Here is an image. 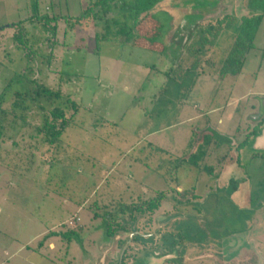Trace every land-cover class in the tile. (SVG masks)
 <instances>
[{"label": "rangeland", "instance_id": "374dc122", "mask_svg": "<svg viewBox=\"0 0 264 264\" xmlns=\"http://www.w3.org/2000/svg\"><path fill=\"white\" fill-rule=\"evenodd\" d=\"M94 1L0 0V94L13 75L21 74L59 89L79 106L53 147L36 132L45 114L37 104L26 103L25 120L8 112L0 123V264H117L132 227L152 230L148 222L154 212L133 213L132 222L126 204L153 198L160 190L166 199L156 216H197L192 193L203 195L202 187L212 183L210 172L219 175L215 186L227 202L223 215L232 217L222 222L220 232L243 229L255 213L261 223L255 228L264 230V206L258 203L264 204V156L253 150L251 135L252 117L264 115V22L237 68L227 66L234 46L232 27L240 19L236 0H223L221 13L203 21L204 27H223L218 39L207 33L196 41V33L186 50L170 41L167 19L176 13L169 12L165 0L157 11L165 22L162 53V45L149 48L138 40L130 46L113 34L102 38L104 30L92 19L76 21ZM36 14L48 17V25L24 23L26 43L21 45L14 37L20 32L11 25ZM224 15L230 16L222 19ZM11 94L3 104L8 111ZM66 112L69 117L72 110ZM204 131H211L206 133L212 142L199 170L186 159ZM236 187L248 192L245 201L252 196L250 204L232 206ZM176 200L191 203L176 208ZM113 212L114 221L131 230H118L105 240L121 241L116 245L120 253L117 249L105 257L102 225ZM198 216L202 223V214ZM160 231L175 234L174 227ZM190 236L195 239V233ZM254 244L264 264V243ZM194 245L189 248L197 256ZM126 249L129 257L133 243ZM84 251L95 258L90 262Z\"/></svg>", "mask_w": 264, "mask_h": 264}, {"label": "trees", "instance_id": "16d2710c", "mask_svg": "<svg viewBox=\"0 0 264 264\" xmlns=\"http://www.w3.org/2000/svg\"><path fill=\"white\" fill-rule=\"evenodd\" d=\"M163 2H165V0H95L94 2H91L83 11L82 15L77 17L75 20H94L96 22L95 24H99L104 30L105 34L102 38H105L106 34H113L114 37H119L121 42L130 46L135 45L138 40H144V42L148 44L149 48L152 47L151 45H162L161 50H159V52L162 53L165 48L162 37L164 34L165 22L161 20L157 11H159L158 8ZM207 4H211V2H207ZM114 10H117L118 12L116 16L107 18V15ZM171 19L172 17L167 20ZM260 19V15L256 17L253 16L249 19H244L241 25H239L238 33L234 39V46L227 59L230 64L228 63L227 66L235 65L236 67H241L244 62L245 43H248V48L251 46L258 29ZM32 20L39 22L44 21V25H48L46 22L49 18L36 14L27 18L25 21H20L11 25V27H15L19 30L20 33L14 37L21 45H25L26 43V40L24 39L25 33L23 30L25 28L23 24L31 22ZM167 22L166 25L168 24ZM152 51L155 50L152 49ZM11 91V97L13 100L10 105V111H8L3 109V104L6 101V95ZM27 102L33 105H39V108L45 112L42 125L36 128V132L42 135V141L46 142L50 147L57 146L59 138L66 130V127L70 125V122L77 113L79 106L69 98H65L59 89H51L38 83L35 79H30L25 75L15 74L7 82L0 94V123H5L8 112H10L14 117L18 116L20 119L25 120L24 113L28 110V104H26ZM43 102L46 106L45 104H42ZM68 108L72 110L69 117H67L66 112ZM16 109H20L21 112L19 115H17ZM206 132L207 131L202 132V135L197 138L193 151L188 154L186 159L187 164L190 167L192 166L199 170L201 169V165L206 157L209 145L212 142L211 136L207 134L211 131ZM212 132L215 131L212 130ZM218 136L228 140V137L225 135H220L218 133ZM202 168L205 169L207 167L202 166ZM177 193L184 195V188ZM164 197L165 192L157 190L155 197L142 201L135 199L134 201L126 204L124 208L130 211L129 218H131L133 220L132 222H134L135 218L133 213H153L154 210L160 206ZM124 208H119V212L124 213ZM109 214L110 216H106L107 220L102 225V227H104L105 236L110 237L118 230H131L130 227L114 221L117 212Z\"/></svg>", "mask_w": 264, "mask_h": 264}, {"label": "crops", "instance_id": "0c3cea01", "mask_svg": "<svg viewBox=\"0 0 264 264\" xmlns=\"http://www.w3.org/2000/svg\"><path fill=\"white\" fill-rule=\"evenodd\" d=\"M262 131H264V128ZM262 142H264V135L258 134V136H255L252 140V148L264 150V147H261ZM175 188L177 191H180L178 186ZM202 188L205 189L203 195L200 196L201 193H199L198 195L200 198L197 197V201L194 203L196 206H202L201 209L203 210L201 213L202 223L197 222L199 231L195 235V239L192 240L193 245L195 244L193 247L197 248V256L192 255L193 251H191L192 248H189L190 244L182 243L180 237H175L174 243L171 239L169 241V235H166L164 231H160L162 227H167L171 222L170 216L168 217L166 215L163 217L162 214L155 215L156 211L161 207L160 204V206L154 210V214L152 215L150 222H148V226L150 228L152 227V230L147 233L139 231L142 235L132 237V243L134 245L133 254L131 253V256L133 255L134 258L132 264H187L192 261L211 264H262L260 251L258 250L257 245L254 244V241L264 243V230L259 232L260 229L257 228L258 225L261 226V223L257 222V219H255V215L256 217H259V214L255 213L251 217V221L248 222L249 225L245 224L246 226L243 229L238 231L222 230L221 233L222 222L223 225H225L226 219L231 220L232 218L231 215H223L224 210L222 209V206L227 204V202L224 199H221L220 195H215L214 189L205 186ZM247 194V191H243L242 193H240L239 190L234 191L233 195L235 200L229 199V201L232 203L233 207L237 208L239 203H247L244 199ZM165 199L166 197H164L163 201ZM228 206L232 209L229 203ZM240 216L243 217V215ZM132 230L133 232L137 231L135 227H132ZM105 238L103 244L100 245L101 254L105 257L110 254L113 256L118 249L116 248V245H119V242H121L119 241L120 237H117V239L115 238L117 244H109L113 243L110 239L111 237L109 238V241H105L108 240L107 236ZM128 242H124L123 246L127 245ZM158 242L162 243V245L159 244V247L157 245ZM40 245L42 246V244ZM229 246H232L230 248L231 251L228 254H225L224 251ZM49 248H55L52 242L49 243ZM84 252H86L90 262L92 261V258H95L93 254L91 255V253H87V251ZM117 253H120L119 249ZM220 258L223 259L221 260ZM250 258L251 260L249 262ZM103 263L105 264V261H103Z\"/></svg>", "mask_w": 264, "mask_h": 264}, {"label": "flooded vegetation", "instance_id": "af4514ba", "mask_svg": "<svg viewBox=\"0 0 264 264\" xmlns=\"http://www.w3.org/2000/svg\"><path fill=\"white\" fill-rule=\"evenodd\" d=\"M222 1L223 0H168V4L170 3L169 4L170 7L167 6L169 12H172L174 14L176 13L175 14L176 17L173 15L172 19L169 21V29H168L169 31L168 32L170 34H172L170 41H172V43H175V45H178L180 49H182L183 47H186L185 48V50H186V49H188V47L191 46V43H189V41L193 39V35L196 33L198 34V38L196 39V41L198 39H201L203 37V34L206 35L207 33L214 34L213 38H214V40L215 39L217 40L220 37V34H221L223 27H221V26L216 27L215 25H210V23H208L204 27V25H202V24H203V21H205L206 19L216 18L217 15L219 13H221L220 5H221ZM236 1L238 2L237 8H239V10L237 9L238 13L236 12V14H237V16L240 17V19H239L238 25L233 26V25H231V23L229 24L230 26H233L232 28L234 29V34L232 35V41H234V39H235L234 37L238 33V27H239V25H241V23L243 22L244 19H249L253 16H255V17L259 16V15L261 16V19L259 21V26H258L256 33L261 28V26L264 22V2H263V0H236ZM174 2H175V4L177 3V5L173 6L172 3L174 4ZM207 2H211V4H207ZM225 16L229 17L230 15H224V17L222 19L227 18ZM222 19H219V20H222ZM230 19H231V17H230ZM219 20L215 19L216 22H221ZM203 38H206V37H203ZM194 40H192V42H194ZM253 41H255V40H253ZM253 41H252V43H253ZM252 43H251V46L249 48H248V46H246V48L244 49V62L243 63H245V61H246V58H247L246 54L249 53L250 50H252L251 48H252V45L254 44V43L253 44ZM260 48H262L263 55H264V47H260ZM252 119H253V121H255L254 123H256V124L254 126L252 125V127H251L252 128L251 135H252V137H255V136H258V134H261V131L264 128V115L262 116L260 114L259 116H253ZM261 147H264V142L261 143ZM253 150L257 151L256 153H258L259 156L263 157L264 150L255 149V148ZM207 174H208V180L212 182V183L208 184V188H211V186H212L213 188H211V189L215 190V195L219 196V194H220L219 189L220 188L217 187V185L215 186V182L217 181L219 175H217L213 172H210ZM238 190L239 189L236 187L235 191H238ZM198 194L192 193V195H193L192 197L197 198V197H199ZM253 197H254V195H253ZM250 200L252 201V196L248 195V200H246V202L249 203ZM174 203L176 205L174 207L177 208L178 206H187L191 203V201L181 202L179 200L178 201L176 200V201H174ZM258 203L260 206H264V204L261 205L260 202H258ZM193 206L196 209H198L199 214H201L203 212V210L201 209L202 206H200V205L196 206L195 204H193ZM198 215L192 216L188 213H186L185 216H182L180 214L171 215L170 216L171 222L169 223V225L167 227L171 230L174 227L175 234L174 235L166 234V235H169L168 236L169 241L171 239V241H173L175 243V237H178V238L180 237V239L182 240V243L184 242L187 244H191L193 239L191 238L190 235H192L194 233L196 235L199 231L198 224H197V220H198L197 218L199 217ZM175 220H177V221H175ZM131 234L132 235L129 237V242L127 241L128 244L124 245V247L122 248L123 253L121 254V257L119 258V262L117 264H132V261H134L133 255L132 256L129 255V257L126 256L127 250H128L126 248L128 247V245L130 243H132V241H133L132 237L133 236L142 235V234H140L139 231L133 232V230L131 231ZM124 256H126V258Z\"/></svg>", "mask_w": 264, "mask_h": 264}, {"label": "water", "instance_id": "95a60500", "mask_svg": "<svg viewBox=\"0 0 264 264\" xmlns=\"http://www.w3.org/2000/svg\"><path fill=\"white\" fill-rule=\"evenodd\" d=\"M261 135H264V131H261Z\"/></svg>", "mask_w": 264, "mask_h": 264}]
</instances>
